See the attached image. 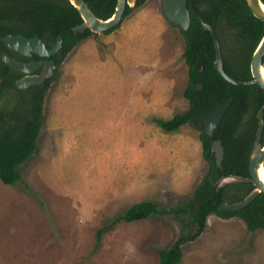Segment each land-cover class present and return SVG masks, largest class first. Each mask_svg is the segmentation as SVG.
I'll return each mask as SVG.
<instances>
[{
  "label": "rangeland",
  "instance_id": "1",
  "mask_svg": "<svg viewBox=\"0 0 264 264\" xmlns=\"http://www.w3.org/2000/svg\"><path fill=\"white\" fill-rule=\"evenodd\" d=\"M160 1L134 5L55 68L20 180L0 181V264H158L180 234L172 214L113 223L140 201L180 205L208 166L196 127L165 131L155 121L189 107L184 39ZM178 264H264V230L212 213Z\"/></svg>",
  "mask_w": 264,
  "mask_h": 264
},
{
  "label": "trees",
  "instance_id": "2",
  "mask_svg": "<svg viewBox=\"0 0 264 264\" xmlns=\"http://www.w3.org/2000/svg\"><path fill=\"white\" fill-rule=\"evenodd\" d=\"M8 1L16 11L11 13V9L3 6L6 13L10 14H6L9 24L0 30V37L11 31L26 36L36 34L49 46L60 35L61 47L55 55L58 64L77 43L93 34L87 28L83 32L72 30L82 23V18L68 0ZM83 1L102 20L111 17L117 3V0ZM143 1L136 0L135 7L140 6ZM261 1L264 3V0ZM132 7L126 6L123 18L132 11ZM197 15L213 29L220 47L223 71L236 80L247 81L252 78L249 66L251 55L264 32V22L253 15L246 0H194L192 10H189L187 29L183 30L175 24L184 39L183 57L188 67V82L183 95L189 107L168 120L155 121L165 131L176 130L183 124L196 127L199 130L202 156L208 165L207 170L191 197L180 205L165 209L152 201H140L113 221L132 222L146 219L150 215L172 214L178 220L181 232L170 246L159 250L158 264H178L182 257V245L203 232L206 218L212 213L223 218L239 217L249 232L264 230V192H260L238 211H221L217 208L221 203L241 200L253 189V185L238 183L218 190L215 188L216 180L222 176H249V155L258 126L257 113L262 107L264 121V89L257 84H231L218 73L214 65L212 36L203 28ZM18 16L20 21L15 19ZM117 26L104 32L109 33ZM2 49H6V46L0 41V51ZM200 60L203 61V66L201 70H197L196 63ZM262 64L264 66V56ZM10 70L0 58V75L6 77L0 94L3 88H7L10 93V103L0 107V181L4 184H14L20 180L17 167L34 150L42 120V101L51 80L20 89L8 79ZM230 98L232 102L213 135H207L199 125L204 123L217 105ZM217 139L223 148L220 165L216 164L215 153L211 150L212 143ZM260 143L264 144V127ZM100 233L101 231L97 232L98 239Z\"/></svg>",
  "mask_w": 264,
  "mask_h": 264
},
{
  "label": "water",
  "instance_id": "3",
  "mask_svg": "<svg viewBox=\"0 0 264 264\" xmlns=\"http://www.w3.org/2000/svg\"><path fill=\"white\" fill-rule=\"evenodd\" d=\"M78 11L80 17L82 18V23L73 27L74 32H83L86 28L91 31V33H101L117 26L123 19V15L126 6L132 7L136 0H117L115 10L111 17L102 20L97 18L86 3L83 0H68ZM193 1L190 0H161V7L164 17L178 25L181 29L186 30L189 25V10H192ZM247 5L252 11L253 15L264 22V3L261 0H246ZM198 20L202 24L203 28L209 31L212 36L214 48H215V60L214 65L218 73L229 83L246 86L257 84L264 89V79L262 77V70L264 71V66L262 64V58L264 56V32L261 37L260 42L254 49L251 59H250V73L252 78L247 81L236 80L228 76L223 71V62L221 58V52L216 35L208 24L204 23L202 19L197 15ZM1 41L11 49L17 50L22 54H30L33 52L40 56H48L57 52L61 47L62 38L58 35L51 45L50 48H46L40 37L34 35L33 37H26L23 35H6L1 38ZM3 61L10 66L12 69L21 72H31L37 66H39L43 61L31 62V63H18L12 60L6 53H3ZM50 68H46L39 75L26 76L17 81L16 85L20 89H24L32 84H39L44 81L45 78L50 79L53 76L52 72V62H50ZM203 66V61H198L196 63L197 70H201ZM200 88V85H198ZM232 99H228L226 102L217 105L216 109L209 114L203 124L199 127L204 129L205 133L209 136L213 135L214 129L217 128L219 121L230 106ZM257 130L255 133V139L251 148L249 155L248 171L249 176H237V175H227L222 176L216 180V190L218 188L238 184V183H251L253 189L245 195L241 200L235 202H223L217 208L221 211H238L248 205L260 192H264V182L260 180V171L264 174L263 163H264V144L260 143L261 135L263 132L264 121H263V107L259 109L257 113ZM211 150L215 153L216 164L220 165L223 158V148L219 139L214 140L211 146Z\"/></svg>",
  "mask_w": 264,
  "mask_h": 264
},
{
  "label": "flooded vegetation",
  "instance_id": "4",
  "mask_svg": "<svg viewBox=\"0 0 264 264\" xmlns=\"http://www.w3.org/2000/svg\"><path fill=\"white\" fill-rule=\"evenodd\" d=\"M4 1L9 2L8 0H4ZM15 11H16L15 10V7L12 4L11 13H13ZM6 14L9 15L10 13L9 12L6 13V10L3 9V6H0V30H2L3 27H5L6 25L9 24L8 19H6L7 18L6 17ZM15 19H17V20L20 21V16L15 17ZM6 35H23V36H26L23 33H20V32L12 33V31H11V32H7L4 35H2L0 37V41H1V38L4 37V36H6ZM34 35H36V34H34ZM34 35H32V36H26V37H33ZM52 44H50L49 46H46L45 43H44V46L46 48H50ZM57 52H55L54 54L48 55V56H46V55L45 56H40V55L35 54L33 52H30V54H22L19 51L14 50V49H11L8 46H6V49H2L0 51V58H1L2 62L7 67H9V69H11L10 71H8V74L7 73L6 74L8 76V79H10L14 83V85L17 87L16 83H17L18 80H20L21 78L26 77V76H33V75H39V74H41L43 70H46V68H50V66H51L50 65V62H52V72L54 74L55 68L58 66V63L56 62L57 57L55 56ZM3 53H6L12 60H14V61H16L18 63H31V62H40V61H43V62L39 66H37L34 70H32L31 72H27V73L26 72H21V71H17V70L12 69L10 66H8L3 61V55H2ZM47 79L48 78H45L42 83L32 84V85H30L28 87H31V86H34V85H41ZM5 81H6V77L4 75H0V88L3 87V85L5 84ZM28 87H26V88H28ZM1 92L2 93H8V89L7 88H3Z\"/></svg>",
  "mask_w": 264,
  "mask_h": 264
},
{
  "label": "bare ground",
  "instance_id": "5",
  "mask_svg": "<svg viewBox=\"0 0 264 264\" xmlns=\"http://www.w3.org/2000/svg\"><path fill=\"white\" fill-rule=\"evenodd\" d=\"M261 73H262V77H263V79H264V71L262 70ZM259 177H260V180L264 182V174H263L262 171H260V173H259Z\"/></svg>",
  "mask_w": 264,
  "mask_h": 264
},
{
  "label": "crops",
  "instance_id": "6",
  "mask_svg": "<svg viewBox=\"0 0 264 264\" xmlns=\"http://www.w3.org/2000/svg\"><path fill=\"white\" fill-rule=\"evenodd\" d=\"M129 14H130V13H129ZM129 14H128V15H129ZM128 15H127V16H128ZM112 31H113V30H112ZM112 31H111V32H112ZM109 33H110V32H109ZM96 34H97V33H96Z\"/></svg>",
  "mask_w": 264,
  "mask_h": 264
},
{
  "label": "clouds",
  "instance_id": "7",
  "mask_svg": "<svg viewBox=\"0 0 264 264\" xmlns=\"http://www.w3.org/2000/svg\"><path fill=\"white\" fill-rule=\"evenodd\" d=\"M93 34H96V33H93ZM51 79V78H50Z\"/></svg>",
  "mask_w": 264,
  "mask_h": 264
}]
</instances>
